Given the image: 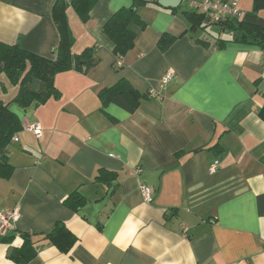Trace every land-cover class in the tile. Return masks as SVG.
I'll use <instances>...</instances> for the list:
<instances>
[{"label":"crops","instance_id":"obj_1","mask_svg":"<svg viewBox=\"0 0 264 264\" xmlns=\"http://www.w3.org/2000/svg\"><path fill=\"white\" fill-rule=\"evenodd\" d=\"M56 1H0V42L52 58L60 42ZM67 1L75 68L55 78L61 97L10 105L23 129L8 146L14 169L0 178V210L19 215L7 234L12 242L0 241V264H17L8 254L22 245L20 233L48 234L60 222L77 243L65 254L40 240L29 264H264L263 48L235 41L229 30L219 48L181 12L148 3L139 8L145 29L135 28V46L116 71L104 26L134 0H98L86 23ZM164 35L174 41L162 50ZM88 47L100 62L85 70L78 55ZM168 71L175 75L162 86ZM121 79L144 96L134 113L99 99ZM5 82L7 102L17 86ZM33 123L40 137L27 130ZM100 169L117 180L97 182ZM143 184L153 191L150 203ZM75 191L87 200L77 211L65 204Z\"/></svg>","mask_w":264,"mask_h":264},{"label":"trees","instance_id":"obj_2","mask_svg":"<svg viewBox=\"0 0 264 264\" xmlns=\"http://www.w3.org/2000/svg\"><path fill=\"white\" fill-rule=\"evenodd\" d=\"M10 2L11 0H0ZM98 0H71V6L82 23L88 22L90 13ZM148 3L157 4L156 0H134L133 6L119 9L105 24L104 33L114 43V54L116 62L114 69L123 68L118 65V60L135 46L137 37L136 27L145 29V22L139 14V6ZM181 12L187 20L189 27L193 30H207L208 27L219 26L221 33L231 31L236 33L235 41L260 45L264 50V19L259 12L264 10V0H253V10L244 14L242 19L227 20L220 24L209 23L203 14L194 10H180V7L173 9ZM69 2L57 0L52 16L59 32V46L53 52L52 58H46L33 52L23 49L20 42L6 44L0 42V86L1 92L6 93L7 84L18 87L16 96L5 102L0 97V178L8 179L14 169L7 154L8 146L12 138L23 129L21 119L11 109L10 105L15 103L27 109L31 106H41L50 99H59L61 92L56 87L55 78L58 74L71 71L75 68L73 56V38L68 18ZM219 34V35H220ZM215 38V45L219 48L225 46L226 40L219 36ZM174 41L169 35H164L159 42L162 50L167 42ZM202 44L209 47L210 41H202ZM80 67L89 70L99 64L97 50L95 47H88L78 55ZM5 78L3 80L2 78ZM264 96V93H262ZM144 98L126 79L99 93V99L103 106L115 103L130 113L137 111ZM264 121V108L261 112ZM117 180V174L106 169H100L96 176L97 182H104L112 185ZM259 198V211L264 214L263 200ZM87 203L86 198L78 191L73 192L66 199L65 204L77 211ZM23 243L20 247L9 250L8 258L17 264H29L38 253V242L46 240L57 247L62 253H69L77 243V237L65 226L58 223L52 232L38 235L35 233H20ZM37 237H41L37 239ZM13 236H3L1 242L11 243Z\"/></svg>","mask_w":264,"mask_h":264},{"label":"built area","instance_id":"obj_3","mask_svg":"<svg viewBox=\"0 0 264 264\" xmlns=\"http://www.w3.org/2000/svg\"><path fill=\"white\" fill-rule=\"evenodd\" d=\"M192 10L203 14L209 23L220 24L227 20H238L243 18V13L239 8V0H199L190 1ZM123 64L122 59L118 60V65ZM174 72L168 71L162 78L161 85H167L174 77ZM154 92L151 93L153 95ZM27 130L32 131L37 137L42 135V127L38 123L27 126ZM17 141L18 139L15 138ZM220 167V161L216 160L209 166V173L215 174ZM140 191L147 203L153 200V191L147 185H141ZM18 210L4 212L0 210V236H6L12 223L18 218Z\"/></svg>","mask_w":264,"mask_h":264},{"label":"rangeland","instance_id":"obj_4","mask_svg":"<svg viewBox=\"0 0 264 264\" xmlns=\"http://www.w3.org/2000/svg\"><path fill=\"white\" fill-rule=\"evenodd\" d=\"M190 1H199V0H183V2L181 4L182 9L191 10L192 8L190 5ZM139 7H141V5ZM239 8L245 9V12H242L244 15L246 12L252 10V0H239ZM259 16L264 19V10L259 12ZM207 33L210 36H214V37L219 36V34L221 33V28L219 26L208 27ZM235 36H237V35H235ZM120 70H122V69H118L117 71H120ZM17 91H18L17 87H11L9 93L7 94V99H10L11 97L15 96Z\"/></svg>","mask_w":264,"mask_h":264},{"label":"water","instance_id":"obj_5","mask_svg":"<svg viewBox=\"0 0 264 264\" xmlns=\"http://www.w3.org/2000/svg\"><path fill=\"white\" fill-rule=\"evenodd\" d=\"M156 2L165 8L177 9L181 6L183 0H156ZM260 91H264V83L261 85Z\"/></svg>","mask_w":264,"mask_h":264}]
</instances>
